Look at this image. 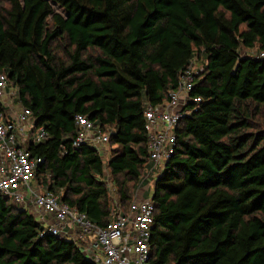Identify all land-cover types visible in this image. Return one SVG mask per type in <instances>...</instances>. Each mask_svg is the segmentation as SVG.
I'll use <instances>...</instances> for the list:
<instances>
[{"label": "trees", "instance_id": "trees-1", "mask_svg": "<svg viewBox=\"0 0 264 264\" xmlns=\"http://www.w3.org/2000/svg\"><path fill=\"white\" fill-rule=\"evenodd\" d=\"M257 51L264 0L0 1V73L48 135L26 147L44 159L36 181L99 227L114 198L126 212L146 184V107L167 100L193 59L204 64L190 92L199 108L178 123L151 191L150 264H264ZM78 115L109 135L108 158L72 147ZM42 230L0 194V264H92Z\"/></svg>", "mask_w": 264, "mask_h": 264}, {"label": "built area", "instance_id": "built-area-1", "mask_svg": "<svg viewBox=\"0 0 264 264\" xmlns=\"http://www.w3.org/2000/svg\"><path fill=\"white\" fill-rule=\"evenodd\" d=\"M252 56L264 60V51L253 52ZM203 65L193 59L181 75L177 88L168 92L167 100L154 108L146 107L144 129L150 167L142 175V182L147 185L145 191L149 190V186L153 187L164 164L174 154V132L178 123L199 108L200 99L192 98L190 92ZM13 99H17L16 89L8 87L6 75L1 72L0 194L14 209L33 213L36 222L43 228L40 237L48 234L73 242L92 264H150L154 216L151 197L143 199L141 194H135L126 212L114 199L110 220L104 227L96 226L85 214L70 209L58 195L37 183V171L44 159L31 157L26 147L44 141L48 135L42 126L35 125L28 109L10 107V100ZM5 100L9 104H5ZM74 123L76 136L72 147L88 144L108 158L109 135L82 116H75Z\"/></svg>", "mask_w": 264, "mask_h": 264}, {"label": "crops", "instance_id": "crops-1", "mask_svg": "<svg viewBox=\"0 0 264 264\" xmlns=\"http://www.w3.org/2000/svg\"><path fill=\"white\" fill-rule=\"evenodd\" d=\"M5 104H9V102L7 100H5ZM10 104H12L13 107H17V108L20 107L19 103L17 102V99L10 100ZM146 186L147 185H143L141 187V190L143 192L142 191H139L140 193L138 192V194H141L142 195L143 199H149L151 197V191H152V189L149 186V190L148 191H145ZM29 213L30 214H33L32 212H29Z\"/></svg>", "mask_w": 264, "mask_h": 264}, {"label": "rangeland", "instance_id": "rangeland-1", "mask_svg": "<svg viewBox=\"0 0 264 264\" xmlns=\"http://www.w3.org/2000/svg\"><path fill=\"white\" fill-rule=\"evenodd\" d=\"M0 1H1V0H0ZM54 9L56 10V7H54ZM244 53H245L244 51L241 52V54H244ZM10 106H11L12 108H14L15 110L18 109L17 107H13L12 104H10ZM110 188H111V191H112V194H113V195L110 194V197H116L115 191H114V189L111 187V185H110ZM150 188H151V189L153 188L152 185L150 186ZM139 191H140V188L137 189V191L135 192V194H137ZM114 199H116V198H114ZM114 199H113V200H114Z\"/></svg>", "mask_w": 264, "mask_h": 264}]
</instances>
